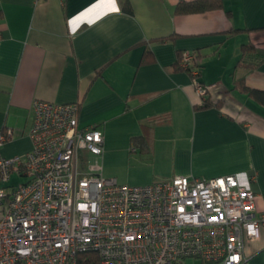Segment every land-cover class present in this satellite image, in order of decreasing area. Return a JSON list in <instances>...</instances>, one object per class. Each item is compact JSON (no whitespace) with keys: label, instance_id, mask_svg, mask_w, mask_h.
<instances>
[{"label":"crops","instance_id":"0c3cea01","mask_svg":"<svg viewBox=\"0 0 264 264\" xmlns=\"http://www.w3.org/2000/svg\"><path fill=\"white\" fill-rule=\"evenodd\" d=\"M191 1L129 0L130 14L124 0H0V155L31 151L35 100L79 102L80 126L97 124L104 133L102 162L121 154L149 166L126 185L236 174L264 217V104L232 90L244 76L264 92V62L234 74L242 45L264 55V0L175 12ZM185 52L201 57L198 79L218 106L200 109L191 75L173 68ZM245 256V264H264V226L246 241Z\"/></svg>","mask_w":264,"mask_h":264},{"label":"built area","instance_id":"2783aa9c","mask_svg":"<svg viewBox=\"0 0 264 264\" xmlns=\"http://www.w3.org/2000/svg\"><path fill=\"white\" fill-rule=\"evenodd\" d=\"M193 86L201 57L185 52ZM24 156L0 155V264H245L247 240L258 239L255 193L239 175L197 179L176 175L146 186L103 176L104 133L80 126V103L35 100ZM5 137H0V148ZM91 157L95 161H91Z\"/></svg>","mask_w":264,"mask_h":264},{"label":"trees","instance_id":"16d2710c","mask_svg":"<svg viewBox=\"0 0 264 264\" xmlns=\"http://www.w3.org/2000/svg\"><path fill=\"white\" fill-rule=\"evenodd\" d=\"M222 8H223L222 0H196V1H191V2H182L178 4L175 9V12L177 14H195V13H204L207 11H212V10H217V9H222ZM123 10L127 13H130V14L132 13V8H131L129 0H124ZM241 31L242 30H235L233 31V33H238ZM168 39L170 38H161V39H157V41L162 42ZM150 53L151 52L149 50H146L145 55L143 56V59H142V63H146L149 61L148 56ZM180 57H181V53L179 54V59L173 68L175 70L186 71L193 78L194 77L193 68H195V66L189 67V68H183L181 66ZM262 62H264V55L260 54L257 47L252 43L244 44L241 47V58L238 61L237 65L235 66L234 74H236L239 70L252 71L256 69L258 66H260ZM201 67H202V64L200 63L197 66V70H198L197 78H199L200 76ZM232 90H238L242 93H245L249 97L255 99L260 104H264V92L249 88L245 84L244 76L239 77L235 81ZM206 97L207 96L203 98L204 103L201 107H199L200 109L210 108L214 105L218 106L219 103L218 104L213 103L210 101V99ZM138 140L139 138L133 139V141H138ZM78 260H79V264H100V260L96 254H81L79 255Z\"/></svg>","mask_w":264,"mask_h":264},{"label":"rangeland","instance_id":"374dc122","mask_svg":"<svg viewBox=\"0 0 264 264\" xmlns=\"http://www.w3.org/2000/svg\"><path fill=\"white\" fill-rule=\"evenodd\" d=\"M119 158L115 162H110L103 160L102 167H103V176L106 178H116L117 182L121 184H127L126 179L132 178L133 180L136 179L138 174L150 172L149 166L136 164V163H128L126 160H123L122 155H118ZM91 161L94 162L95 158L91 157ZM20 178L17 176H12L10 183L2 184L0 182V188L7 187V186H16L20 184ZM130 184V183H129ZM196 262V263H195ZM187 264H199L198 261L187 259Z\"/></svg>","mask_w":264,"mask_h":264}]
</instances>
